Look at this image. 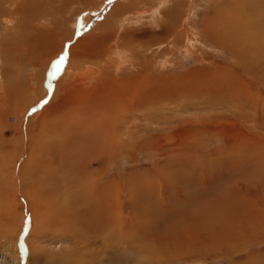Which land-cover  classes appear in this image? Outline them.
<instances>
[{
    "label": "rangeland",
    "instance_id": "1",
    "mask_svg": "<svg viewBox=\"0 0 264 264\" xmlns=\"http://www.w3.org/2000/svg\"><path fill=\"white\" fill-rule=\"evenodd\" d=\"M5 1L0 9V261L5 264H264V223L259 222L258 228L251 223L240 226V221L229 226L232 221L229 214L222 228L210 231L216 232L211 241L215 252L211 248L208 256L197 251L186 256L182 252L155 257L162 247L173 250L174 240L170 242L169 236L180 233L179 243L185 246L184 229L202 228L205 217L211 213L209 209L227 202L226 198L232 205L239 203L244 195L248 201H242L254 202L257 212L264 209V38H259L261 42L257 43L258 33L252 27L255 20H264V0H70L71 4L48 0L37 12L20 10L18 18L5 14L9 8ZM235 15L237 19H232ZM214 20L230 23L228 36L234 39L233 47L210 37L208 32ZM260 30L264 36V30ZM46 34L51 39L46 46L51 44L50 49L58 51L43 72L30 64L31 58L38 55L31 44ZM86 36H91L93 48L100 50L98 57L87 58L88 62L78 61L70 69L69 49ZM16 39L23 45L15 43ZM26 44L31 46L25 47ZM61 57L65 61L57 71L55 65ZM248 64L255 70L249 69ZM196 69L208 72L209 75L202 73V78H214L211 83L217 87L226 82L239 96L240 89L244 91L238 108L242 116L237 115L231 124H221L214 118L221 112L220 106H214L211 100L208 104L194 101L190 105L183 99L135 102L136 90L151 91L160 87L155 86L159 82L173 81ZM81 70L85 75L77 77ZM41 73L44 77L39 80ZM131 78L136 80L129 101L108 99L118 104L110 111L104 109L110 115L108 121L100 120L107 148L89 169L97 184L113 186V206L109 213L119 220L113 226L114 231L106 228L97 240L92 235L86 240V230L72 225L71 214L77 215L78 207L74 193L69 194L67 203L64 195L59 197L53 190L50 169L42 167L38 172L36 166H30L29 171L27 167L22 169L30 154V149L24 148V141L36 135L38 141L44 142L49 135L50 141L45 145L53 149L52 169L60 167L56 157L57 161L60 156L68 158L71 145L81 144L83 134L91 135L87 130L76 131L83 127L78 118L87 115L85 106L89 102L82 100L84 95L95 90L101 79L109 86H104L105 89L113 92ZM59 82L63 83L64 94L56 100V108L46 112L43 105L49 103ZM41 97L42 104L38 103ZM197 105L204 109L198 110ZM52 111L60 118L49 119ZM224 131H229L230 137L240 133L243 147L230 151V155L222 154L221 150L228 146ZM33 153L35 158L44 156L42 151ZM202 165L205 170L200 171ZM70 175L55 174L61 178L68 176L69 182ZM258 217L264 219V215ZM147 235L156 237L147 241ZM217 236H238V241L243 239L244 243L230 247Z\"/></svg>",
    "mask_w": 264,
    "mask_h": 264
},
{
    "label": "bare ground",
    "instance_id": "2",
    "mask_svg": "<svg viewBox=\"0 0 264 264\" xmlns=\"http://www.w3.org/2000/svg\"><path fill=\"white\" fill-rule=\"evenodd\" d=\"M4 1L5 0H0V9L3 7L4 5ZM7 1V2H6ZM5 2L7 3V5L9 6L8 11L5 14H10L12 16H16L15 18L19 17V13L20 10L22 12L28 11L30 13V11L37 12L40 9H42L43 5H45L48 0H6ZM51 2L56 1V0H49ZM61 1V0H59ZM227 1V0H226ZM65 3H69L71 4L70 0H64ZM75 2V1H74ZM64 3V4H65ZM117 3V2H116ZM115 5V4H114ZM61 7V5H60ZM59 9V7L57 6L56 9ZM143 8V7H142ZM116 10H118L116 8ZM156 12V11H155ZM222 15V14H220ZM260 15V14H259ZM2 16V15H1ZM261 16V15H260ZM73 17V16H72ZM177 19V18H176ZM232 19H237V15L232 16ZM254 19V18H253ZM252 19V20H253ZM254 21V20H253ZM213 22H215L213 24V28L212 30H210L208 33L211 35L210 37H213L215 39H217L220 43L229 46V47H233V42L231 40L232 39L231 36H228L230 32H228V28H230V23H225V24H221L222 22H220L219 20L216 21L214 20ZM46 23V22H45ZM48 23V22H47ZM252 23V22H251ZM49 24V23H48ZM107 24V22H106ZM12 25V24H11ZM104 25V24H103ZM13 26V25H12ZM16 27V26H15ZM167 27V26H166ZM255 31H257V35H256V40L257 43H260L261 41L259 40V38H264V36L261 34V30H264V20H260V22H256V20L253 23V26ZM3 30V29H2ZM9 30V29H8ZM14 30V27H13ZM163 30V29H162ZM5 31V29H4ZM117 31V30H116ZM165 31V30H164ZM168 31V30H167ZM223 31V32H222ZM224 31L226 33H224ZM19 32V31H18ZM142 32V31H141ZM152 32V31H151ZM166 32V31H165ZM169 32V31H168ZM222 32V33H221ZM11 33V32H10ZM115 33V32H114ZM147 33V31H146ZM154 34V33H153ZM8 35V34H5ZM21 35V33H20ZM19 35V36H20ZM142 35V34H141ZM155 35V34H154ZM49 34L44 35L41 40L39 39L36 43L31 44L32 45V49L37 50V54H35L34 58H31L32 60L30 61V64L32 66H35V68H41V71L44 72V70H46L47 65L49 64L51 58L57 53V51L52 50L51 44L49 46H46L48 41L51 40L50 38H48ZM23 37V36H22ZM21 37V38H22ZM26 37V36H25ZM24 37V38H25ZM54 37V36H53ZM51 37V38H53ZM20 38V39H21ZM91 36H86L85 38H80V41H78L76 43V45L74 47H71L69 49V68L71 69L72 66L76 65L78 63V61H87L88 59H91L93 57L92 60H95L96 57H98V53L100 52V50L93 48L92 44H91ZM139 38V37H138ZM64 37L61 36V40H63ZM124 39V38H123ZM88 40V42H87ZM259 40V41H258ZM11 43L13 44L12 40H10ZM26 41V40H25ZM98 41V40H97ZM100 41V40H99ZM21 43V41L17 40L15 41V43ZM72 42V41H71ZM96 42V41H95ZM6 43H9L8 41ZM18 43V44H19ZM28 43V42H27ZM66 43V42H65ZM102 43V42H101ZM10 44V45H12ZM22 44V43H21ZM74 44V43H73ZM99 44V43H98ZM131 44V42H130ZM15 45V44H14ZM17 45V44H16ZM23 45V44H22ZM30 45V44H29ZM28 44H26L25 47L29 46ZM30 45V46H31ZM263 46V44H261ZM6 46L8 47L9 45L6 44ZM13 46V45H12ZM68 46V45H67ZM130 46V45H129ZM147 46V45H146ZM49 47V48H48ZM6 48V47H5ZM11 48V46H10ZM48 48V49H46ZM64 48V47H63ZM6 50V49H4ZM13 50V48H12ZM33 50H31L32 52H34ZM17 51V50H16ZM20 51V50H19ZM148 51V50H147ZM256 51L260 52L258 50V48H256ZM131 53V51H130ZM103 54V53H102ZM37 55V58H36ZM258 57V56H257ZM256 57V58H257ZM54 58V57H53ZM130 59V58H129ZM55 60V59H54ZM65 61V60H64ZM88 62V61H87ZM132 62V61H131ZM40 64V65H39ZM97 64V63H96ZM123 64V63H122ZM63 65V64H62ZM117 65V64H116ZM132 65V64H131ZM41 66V67H40ZM120 66V65H119ZM122 67V66H121ZM129 67V66H128ZM249 69H254V66L251 64H248ZM78 68V67H77ZM74 68V69H77ZM69 69V70H70ZM90 69V68H89ZM68 70V69H67ZM91 70V69H90ZM89 70V72H90ZM95 70V69H94ZM71 71V70H70ZM78 71V70H77ZM94 72V71H93ZM91 72V73H93ZM96 73V72H95ZM202 73L208 74L209 73L205 72L204 70L201 69H196L195 71H192L191 73H189L186 76H181L178 78H175L173 81L170 82H159L157 85L155 86H159L158 88H154L151 91H141V90H136V94L137 96L135 97V102L136 101H142L144 104H148V103H165L167 101L170 100H177V99H183L186 103L189 102L190 104H193L194 101H198V104L200 103H206L208 104V101L210 102H214V104L219 105L221 112L218 114V116H215L214 118H216V120L221 121V124H227L230 123L231 121H233V119L238 115V116H242V112L240 110V112L238 111L239 105L242 101V99H244V95H242V93H244V91H241L240 89V96L238 95L239 93H237L236 91H231L230 86L228 83H223L221 87H217L214 84L211 83V81H213L214 78L212 79H204L202 78ZM97 74V73H96ZM46 75V74H45ZM73 75V74H72ZM85 75V72L83 70H81L79 73H76L77 77H82ZM94 75V74H93ZM69 76V75H68ZM87 76V75H86ZM95 76V75H94ZM44 76L41 73V75L39 76V80L40 78L42 79ZM46 77V76H45ZM70 77V76H69ZM73 77V76H72ZM75 77V75H74ZM210 77V76H209ZM87 79H89L90 77L87 76ZM95 78V77H94ZM45 79V78H44ZM53 79V78H52ZM84 79V78H83ZM46 80V79H45ZM44 80V82H45ZM76 80V79H75ZM74 80V81H75ZM80 80V79H79ZM82 80V79H81ZM134 78H131L130 80L123 82V84H121L120 87H117V89L113 92H109L107 89H105L104 86H108L106 85L104 82L105 81H100V84L96 85L95 90L93 89V91L91 93H89L88 95H84L85 97L82 100H88L89 103H87V106H85V111L87 115H81L80 118V123H82L81 128H77L76 131L78 130H87L91 132V135L88 136L86 133L83 134L80 137V143L81 144H72L71 146H73L71 149L72 151L69 152L67 155L70 157L68 158H64L63 156H60L61 159H59V161H57V157H56V162L61 163L60 167H53L52 169V153L51 152V147L50 149L47 148L46 141H50V137L48 135V137H46V139L43 141H38L37 137L35 135V137L33 135L29 136L27 139V142H25L24 144V148L28 147L30 149V154L27 156V159L24 161V163H22L23 165H25L23 168L27 167L28 171L30 170V166H36L35 172H38L39 169L38 168H44V169H50L48 172L50 175V180L52 181L54 184V188L53 190L57 193L56 195L59 197L66 198V202L68 203L69 198H71V196L69 197L70 193H74V202L77 204V208L75 210V212L77 213V215H73L72 218V225L76 227H81L82 229L86 230V233L90 236L92 235V238H94L95 240H97L99 237H101L102 231L104 229L107 228V230L109 229L110 231H114L113 230V226L116 222H118V217L116 215H112L109 213L110 207L113 206V186L109 185V186H103L102 184H97L96 183V179H93L92 177H90V167H92L93 161L100 157L101 153L104 152V150L107 148V141H106V136L105 131L103 130L102 127V121H100L101 119L104 120V118L110 119L108 118L109 113H104V109L108 108V111H110V108H115L116 105L118 104V102H112L110 101L111 99H113V97L115 98H120V100L122 101H129L132 97V93H133V89H134ZM68 81V79H67ZM88 81V80H87ZM39 82V81H38ZM73 82V81H72ZM55 83V82H54ZM85 83V82H84ZM76 84V83H75ZM79 84V83H78ZM40 85V82H39ZM48 85V84H46ZM82 85V84H81ZM80 86V85H79ZM76 87V86H75ZM74 87V88H75ZM109 87V86H108ZM225 87V90H223ZM81 88V87H80ZM111 88V87H110ZM40 89V88H39ZM38 89V90H39ZM46 89V88H45ZM66 89V86H65ZM68 89H70V86L68 85ZM67 89V90H68ZM44 92V90H42ZM46 91V90H45ZM64 88H63V83H57L56 84V90L53 93L52 96H50L51 100L49 101V103L47 105H43V110L47 112V110H51L56 108V100L59 99V97L61 96V94L63 93ZM69 91V90H68ZM143 92V93H142ZM142 93V94H140ZM39 95V94H38ZM66 96V95H65ZM83 96V95H82ZM39 97V96H38ZM43 97V95H42ZM42 97L38 100V103H41V99ZM108 97V98H107ZM109 97L111 98L110 100ZM189 98V100L187 101L186 98ZM107 98V99H106ZM63 99V98H62ZM129 99V100H128ZM36 100V99H35ZM61 100V99H60ZM182 100V101H183ZM72 101V100H71ZM81 101V100H80ZM62 102V101H61ZM86 102V101H85ZM191 102V103H190ZM216 102V103H215ZM31 103V101H30ZM65 103V102H64ZM42 104V103H41ZM45 104V103H43ZM81 104V103H80ZM27 105V104H26ZM31 105V104H30ZM29 105V106H30ZM166 105V104H165ZM189 105H186L187 107ZM65 106V105H64ZM215 106V105H214ZM243 106V105H242ZM88 107V109H87ZM217 107V106H216ZM64 108V107H63ZM84 108V107H83ZM234 108V109H232ZM10 109V108H8ZM65 109V108H64ZM197 109H204L201 108V106L199 107V105H197ZM59 110L61 111L62 108H59ZM24 111V110H23ZM78 111V110H77ZM20 112V111H19ZM50 112V111H49ZM22 113V112H21ZM24 113V112H23ZM45 113V112H44ZM74 113V112H73ZM32 114V113H31ZM49 119L51 118H60V116L56 111L55 112H51L49 113ZM61 114L63 115L62 111ZM234 114V115H233ZM17 115V114H16ZM20 115V113H19ZM25 116V115H24ZM27 117V116H26ZM66 117V115H65ZM25 118V117H23ZM47 118V117H46ZM68 118V117H66ZM65 118V119H66ZM72 118V117H71ZM75 118V117H74ZM211 117H209L210 119ZM62 119V118H61ZM77 119V118H75ZM21 120V119H20ZM15 123L17 122V118H14ZM66 121V120H64ZM77 120H75L76 122ZM108 121V120H107ZM112 121V120H111ZM62 122V121H61ZM223 122V123H222ZM19 123V122H18ZM25 123V122H24ZM79 123V122H78ZM22 124V122H21ZM27 124V123H26ZM31 124V123H29ZM60 124V123H59ZM231 124V123H230ZM22 126V125H21ZM28 126V124H27ZM57 126V125H56ZM226 126V125H225ZM56 128V127H55ZM63 129V128H62ZM31 131V130H30ZM40 131V130H39ZM59 131V130H57ZM64 131H67L66 127L64 129ZM56 132V130H55ZM61 132V131H60ZM234 132V131H233ZM39 133V132H38ZM51 133V132H50ZM81 133V131H80ZM88 133V132H87ZM66 134V133H65ZM224 134L227 135L226 137V143L228 146H226L223 150H221L222 154H228L230 151H233L235 148L239 149L241 147H243L244 144V139L243 136L240 133H233L234 137H230L228 136L230 134V132L228 131H224ZM58 135V134H57ZM26 136V135H25ZM24 136V137H25ZM39 139V138H38ZM54 142V141H52ZM87 142V143H86ZM50 143V142H49ZM242 144V145H241ZM238 146V147H235ZM67 147H65V151ZM18 150V149H17ZM36 150L38 151H42L44 156L42 157V159L40 158H35V152ZM195 150V149H194ZM217 150V149H216ZM106 151V150H105ZM194 152V151H193ZM25 153V152H24ZM32 153V155H31ZM185 153V152H184ZM219 153V152H218ZM62 154V153H61ZM186 154V153H185ZM184 154V155H185ZM196 154V153H195ZM215 154V153H214ZM238 154V153H237ZM217 155V154H215ZM230 155V153H229ZM242 155V154H241ZM240 155V156H241ZM21 156V155H20ZM33 156V157H31ZM218 156V155H217ZM195 157V155H194ZM223 157V156H222ZM234 157V156H233ZM242 157V156H241ZM20 158V157H19ZM208 158V157H207ZM237 158V157H236ZM240 158V157H239ZM65 159V160H63ZM182 159V158H181ZM230 159V158H229ZM233 159V158H232ZM243 159V158H242ZM19 160V159H18ZM97 160V159H96ZM178 160V159H177ZM195 160V159H194ZM203 160V159H202ZM244 160V159H243ZM247 160V159H246ZM187 161V160H186ZM234 161V159H233ZM239 161V160H238ZM241 161V160H240ZM55 162V163H56ZM174 162V161H173ZM179 162V161H178ZM229 162V161H228ZM247 162V161H246ZM252 162V161H251ZM200 163V162H199ZM202 163V162H201ZM218 163V162H217ZM232 163V160L231 162ZM228 163V164H229ZM248 163V162H247ZM14 164V163H13ZM170 164V163H169ZM211 164V163H210ZM235 164V163H234ZM234 164H230V166L232 167ZM241 164V163H240ZM246 164V163H244ZM249 164V163H248ZM253 164V163H251ZM180 165V164H179ZM195 165V163H194ZM217 165V164H216ZM196 166V165H195ZM203 169L201 170H205L204 165ZM213 167V166H212ZM255 167V166H254ZM15 168V167H14ZM13 168V169H14ZM245 168V167H244ZM240 169V168H239ZM24 170V169H23ZM67 170V173H66ZM216 170V169H215ZM228 170V168H227ZM253 170V169H252ZM14 171V170H13ZM18 171V169H17ZM63 173V174H68L70 173L71 177H70V182L68 181V176L67 177H63L61 178V176H55V174H59V173ZM210 172V171H209ZM217 172V171H216ZM50 173H54V175H51ZM167 173V172H166ZM241 173V171H240ZM15 174V173H14ZM165 174V173H164ZM212 174V173H211ZM214 174V173H213ZM218 174V173H217ZM224 174V173H223ZM239 174V173H238ZM169 175V174H168ZM73 176V177H72ZM172 178V177H170ZM174 178V177H173ZM233 178V177H232ZM241 178V177H240ZM169 181V180H168ZM237 182V181H236ZM207 183V182H206ZM227 184V183H226ZM225 185V184H224ZM50 188V187H49ZM179 188V187H178ZM162 189V188H161ZM41 188H39L38 191H40ZM45 190V189H44ZM35 191V190H34ZM178 191V190H177ZM42 192V191H40ZM40 192H38L36 195L38 197V194H40ZM155 192V191H154ZM163 192V191H162ZM212 193V192H211ZM35 194V193H34ZM42 194V193H41ZM61 194V195H60ZM176 194V193H175ZM214 194V193H213ZM44 195V194H43ZM73 195V194H71ZM182 195V194H181ZM227 195V194H226ZM246 195V194H245ZM243 197L242 200H246L248 201V199H245L244 195H241ZM36 197V198H37ZM44 197V196H43ZM183 197V196H182ZM190 197V196H189ZM218 197V196H217ZM41 198V197H40ZM73 198V197H72ZM248 198V197H247ZM181 199V198H180ZM227 199V202H222L220 206L217 205L216 208H211L210 210V215L207 217H205L206 223L205 225H203V227H199L200 229L197 231H188L187 229H184V233L182 234V236H184L183 241L184 243H186L185 246H181L180 242V233L175 234V236H169L171 239L170 242H172V240H174V245H173V250H169L168 248H164L162 247V249L159 251H157L158 253L155 254L156 256H164V257H168L172 256V255H181L182 252L186 255H191L193 254V252H199L200 254H203L204 256H208L206 254L210 253V249L212 248L213 244H211L212 242V238L215 239L216 235L214 233H216L215 231L213 233H211L210 231L212 230V228H222L224 225V219H228L227 218V214H229L230 217H232V221H229V226L230 224H235V221H240V226L247 224V223H251L253 225H255L257 228L259 226V222L261 224L264 223V219L261 217H258L259 215H264V209L260 210L257 212V208L254 206V202L250 201V203H245L242 200L238 202H236L235 204L230 205L229 203V199ZM61 200V199H60ZM182 200V199H181ZM215 200V199H214ZM218 200V199H217ZM31 201V199H30ZM198 201V200H197ZM216 202V201H214ZM182 203V202H181ZM186 203V202H185ZM219 203V202H218ZM240 204V205H239ZM189 205V204H188ZM207 205V203H206ZM209 206V205H208ZM241 206V207H240ZM52 207V206H51ZM175 210V209H174ZM52 211V209H51ZM65 211V210H64ZM71 211V210H70ZM179 211V210H178ZM186 212V211H185ZM188 212V211H187ZM57 213V212H56ZM172 214V213H171ZM257 214V215H256ZM177 215V214H176ZM187 215V214H186ZM116 216V217H115ZM180 216V215H179ZM188 216V215H187ZM174 217V216H173ZM176 217V216H175ZM223 217V218H221ZM67 218L70 217L67 216ZM135 218V217H134ZM222 219V221L220 222L218 219ZM236 218H240V220H237ZM179 220V219H178ZM171 221V220H170ZM120 222V221H119ZM170 225V224H169ZM237 226V225H236ZM249 227V226H248ZM251 227V226H250ZM198 228V227H197ZM229 228V227H228ZM191 229V228H190ZM194 229V228H192ZM196 229V228H195ZM262 229V228H260ZM83 230V231H84ZM223 230V229H222ZM232 231H237L235 228H231ZM79 231V230H78ZM82 231V232H83ZM162 231V230H161ZM259 231V230H258ZM138 232V231H137ZM105 233V232H104ZM254 234V233H253ZM83 235V234H82ZM156 235V234H155ZM172 235V234H171ZM247 235V234H246ZM84 236V235H83ZM158 236V235H157ZM166 236V235H165ZM141 237V236H139ZM145 237V236H144ZM156 237V236H155ZM155 237H151L150 236H146L145 239L148 241L149 239L154 240ZM220 237V238H219ZM250 238L252 236H249ZM248 237V238H249ZM89 238L91 237H87L86 240H89ZM133 238V237H132ZM218 239H220L222 241L223 244L229 245L231 247H237V245L244 243L241 242L240 240L238 241V236H231V237H224V236H217ZM144 240V238H143ZM142 240V241H143ZM145 240V241H146ZM250 241V240H249ZM86 242V241H85ZM147 243V242H146ZM246 243V242H245ZM150 244V243H149ZM153 244V243H152ZM151 244V245H152ZM87 245V244H86ZM143 245V244H142ZM162 245V244H161ZM170 246V244H166V246ZM150 246V245H149ZM153 246V245H152ZM228 246V247H229ZM145 247V245H144ZM84 248V247H83ZM158 248V247H157ZM156 248V249H157ZM216 251V247L212 248V252ZM200 257V256H199ZM201 258V257H200ZM203 258V257H202ZM207 259V258H206ZM3 264V263H0ZM5 264V261H4Z\"/></svg>",
    "mask_w": 264,
    "mask_h": 264
},
{
    "label": "snow or ice",
    "instance_id": "3",
    "mask_svg": "<svg viewBox=\"0 0 264 264\" xmlns=\"http://www.w3.org/2000/svg\"><path fill=\"white\" fill-rule=\"evenodd\" d=\"M64 63V58L63 57H61L60 58V60L57 62V64L55 65V68H56V70L58 71L59 70V65L60 64H63ZM36 109L35 108H33V111H35Z\"/></svg>",
    "mask_w": 264,
    "mask_h": 264
},
{
    "label": "built area",
    "instance_id": "4",
    "mask_svg": "<svg viewBox=\"0 0 264 264\" xmlns=\"http://www.w3.org/2000/svg\"><path fill=\"white\" fill-rule=\"evenodd\" d=\"M0 263H3L2 261H0ZM4 264V263H3Z\"/></svg>",
    "mask_w": 264,
    "mask_h": 264
}]
</instances>
